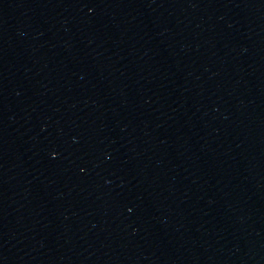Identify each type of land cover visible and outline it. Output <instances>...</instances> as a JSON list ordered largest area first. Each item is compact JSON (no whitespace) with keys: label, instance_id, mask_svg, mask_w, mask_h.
I'll return each mask as SVG.
<instances>
[{"label":"water","instance_id":"water-1","mask_svg":"<svg viewBox=\"0 0 264 264\" xmlns=\"http://www.w3.org/2000/svg\"><path fill=\"white\" fill-rule=\"evenodd\" d=\"M0 264H264V0H0Z\"/></svg>","mask_w":264,"mask_h":264}]
</instances>
